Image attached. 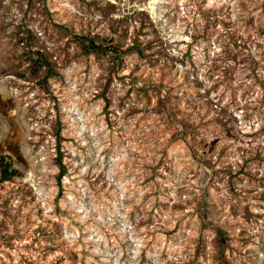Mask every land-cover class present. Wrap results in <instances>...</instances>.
<instances>
[{
	"label": "rangeland",
	"instance_id": "obj_1",
	"mask_svg": "<svg viewBox=\"0 0 264 264\" xmlns=\"http://www.w3.org/2000/svg\"><path fill=\"white\" fill-rule=\"evenodd\" d=\"M0 156V264H264V0H0Z\"/></svg>",
	"mask_w": 264,
	"mask_h": 264
},
{
	"label": "trees",
	"instance_id": "obj_2",
	"mask_svg": "<svg viewBox=\"0 0 264 264\" xmlns=\"http://www.w3.org/2000/svg\"><path fill=\"white\" fill-rule=\"evenodd\" d=\"M65 170H60L59 176L61 177L64 174ZM20 175L19 171L11 165L10 161L6 159V156H0V177L4 179H11L13 176ZM1 244V243H0ZM3 247L13 248L12 243L5 242L1 244ZM0 261L2 257H0Z\"/></svg>",
	"mask_w": 264,
	"mask_h": 264
}]
</instances>
